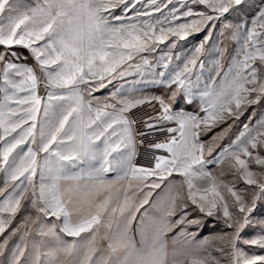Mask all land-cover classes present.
Masks as SVG:
<instances>
[{
	"label": "snow or ice",
	"instance_id": "1",
	"mask_svg": "<svg viewBox=\"0 0 264 264\" xmlns=\"http://www.w3.org/2000/svg\"><path fill=\"white\" fill-rule=\"evenodd\" d=\"M133 74L165 92L96 98ZM256 106L264 0H0V264H264ZM249 108L228 145L231 124L202 139Z\"/></svg>",
	"mask_w": 264,
	"mask_h": 264
},
{
	"label": "rangeland",
	"instance_id": "2",
	"mask_svg": "<svg viewBox=\"0 0 264 264\" xmlns=\"http://www.w3.org/2000/svg\"><path fill=\"white\" fill-rule=\"evenodd\" d=\"M29 2H31V0H29ZM202 38H203V33H200V34H194L193 36L188 37L187 40H178L177 48L173 50V54L175 55V54L189 52V50H191L194 46H196ZM170 39H175V38H170ZM161 47L163 48L164 45H161ZM215 58H216L215 53L211 47V41H210L208 44L205 45V51L201 55L200 59L203 61L204 65L206 66V63H208V60H210L212 63V61ZM29 63H31V61H29ZM192 80L195 81V75H193ZM165 90H166L165 86L154 83L150 77L141 78L139 75L133 74V75H129L127 77L114 81L112 84L108 85L107 88L95 93V96L100 101L107 100L108 102H114L111 98V93H114L117 91H119L120 96L124 98L132 99V98H140L143 95H148L149 97L158 96V94L161 95L162 93H164ZM41 94L43 93L41 92ZM251 111H253V109L249 108L248 111L245 112L244 115L240 117V119H242L243 121L248 119L249 115L251 114ZM152 112H153L152 105H148V104H145L136 110V114L138 116H141L146 113L153 114ZM230 121L231 120H229L223 126L228 127V125L231 124ZM230 131L231 129L228 131V133ZM219 132H221V129L217 127L213 130L212 135L214 133H219ZM229 134H232V133H229ZM142 151L143 149H141V152ZM140 159H142V157ZM215 168L217 169V172L215 173V175L217 176L218 179L224 180L226 183L235 184L238 189H243L245 187V185H243L241 181H239L236 177L232 176L230 173L227 172L226 165L216 166ZM177 179H180V178L177 177ZM0 184H2V174H0ZM18 220H19V217L17 218V222ZM208 220L210 221V225L208 228H205L204 231L201 233L202 236H209L212 234L213 230L211 229V222H214V220L213 218H208ZM13 226H15V222ZM218 230L219 229H216V231ZM103 232L104 230L101 229V236L103 235ZM34 233H35V228H33V234ZM0 239H2V237H0ZM168 245H169V251H171L173 247L171 239H169ZM98 246L101 247L104 250L105 255H107V241L103 239H99Z\"/></svg>",
	"mask_w": 264,
	"mask_h": 264
},
{
	"label": "crops",
	"instance_id": "3",
	"mask_svg": "<svg viewBox=\"0 0 264 264\" xmlns=\"http://www.w3.org/2000/svg\"><path fill=\"white\" fill-rule=\"evenodd\" d=\"M206 66H207V68H206ZM206 66L204 65V74H203V76L201 77L202 78V80L200 81V88L202 89L203 88V84H204V82L207 80V78H208V71L212 68V63H211V61L210 60H208V63H206ZM227 66V64H225V67ZM206 68V69H205ZM217 79H219V78H217ZM194 81V80H193ZM195 82V81H194ZM195 90V89H194ZM156 94H158V93H156ZM158 95H160V94H158ZM151 97V96H150ZM140 98H149V96L148 95H143L142 97H140ZM153 103H155V102H153ZM158 107V106H157ZM262 110H264V109H261V107H259V106H257L256 108H255V111H256V113H257V117L256 118H258L259 117V114H260V112L262 111ZM153 113V112H152ZM251 113H252V111H251ZM154 114V113H153ZM201 115H203V113H201ZM231 122V125H232V127H231V131L229 132V133H232V134H229V133H227V135L224 137V139H222V140H220L219 142H218V147H222V146H226V145H228L229 143H231V141L233 140V139H235V137L239 134V132L242 130V125H243V123H246V122H248V119H246V120H242V119H239V120H237V122L235 121V122H233L232 120L230 121ZM255 122V119H253V121H252V123H254ZM224 125V124H223ZM223 125H221L219 128L222 130V129H224V128H227V127H225V126H223ZM233 131V132H232ZM211 137H212V132H210V133H208L207 135H205V136H203L202 137V139L203 140H205V141H210V139H211ZM216 167V166H215ZM215 167H213V166H209V170H211L214 174L217 172V169L215 168Z\"/></svg>",
	"mask_w": 264,
	"mask_h": 264
}]
</instances>
